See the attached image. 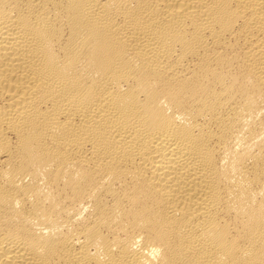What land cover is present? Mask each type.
Listing matches in <instances>:
<instances>
[{"label":"bare ground","instance_id":"bare-ground-1","mask_svg":"<svg viewBox=\"0 0 264 264\" xmlns=\"http://www.w3.org/2000/svg\"><path fill=\"white\" fill-rule=\"evenodd\" d=\"M0 264H264V0H0Z\"/></svg>","mask_w":264,"mask_h":264}]
</instances>
